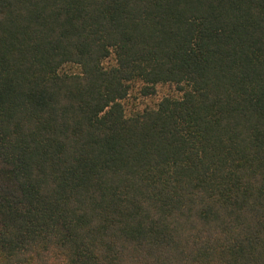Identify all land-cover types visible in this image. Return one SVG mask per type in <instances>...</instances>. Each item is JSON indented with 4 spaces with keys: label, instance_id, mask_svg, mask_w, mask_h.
I'll return each mask as SVG.
<instances>
[{
    "label": "trees",
    "instance_id": "16d2710c",
    "mask_svg": "<svg viewBox=\"0 0 264 264\" xmlns=\"http://www.w3.org/2000/svg\"><path fill=\"white\" fill-rule=\"evenodd\" d=\"M0 264H264V0H0Z\"/></svg>",
    "mask_w": 264,
    "mask_h": 264
},
{
    "label": "rangeland",
    "instance_id": "374dc122",
    "mask_svg": "<svg viewBox=\"0 0 264 264\" xmlns=\"http://www.w3.org/2000/svg\"><path fill=\"white\" fill-rule=\"evenodd\" d=\"M112 61L113 60L110 59L108 62ZM63 70L67 72H78L79 68L74 64H68L63 67ZM168 94H177V87L175 85L160 84L157 93L147 98L141 97L137 90L133 91L131 98L126 102L128 113L136 109L154 106L162 97Z\"/></svg>",
    "mask_w": 264,
    "mask_h": 264
}]
</instances>
